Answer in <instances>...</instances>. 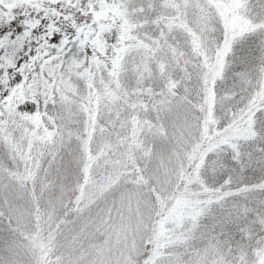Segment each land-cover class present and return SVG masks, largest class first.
<instances>
[{
  "label": "snow or ice",
  "instance_id": "1",
  "mask_svg": "<svg viewBox=\"0 0 264 264\" xmlns=\"http://www.w3.org/2000/svg\"><path fill=\"white\" fill-rule=\"evenodd\" d=\"M0 264H264V0H0Z\"/></svg>",
  "mask_w": 264,
  "mask_h": 264
}]
</instances>
